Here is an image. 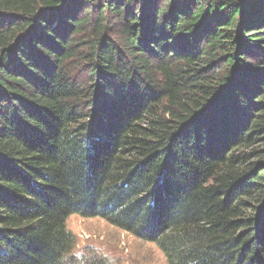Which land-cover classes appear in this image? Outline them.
<instances>
[{"label": "trees", "instance_id": "1", "mask_svg": "<svg viewBox=\"0 0 264 264\" xmlns=\"http://www.w3.org/2000/svg\"><path fill=\"white\" fill-rule=\"evenodd\" d=\"M75 215L264 264V0H0V264H109Z\"/></svg>", "mask_w": 264, "mask_h": 264}, {"label": "rangeland", "instance_id": "2", "mask_svg": "<svg viewBox=\"0 0 264 264\" xmlns=\"http://www.w3.org/2000/svg\"><path fill=\"white\" fill-rule=\"evenodd\" d=\"M68 229L77 238L74 255L83 261L95 254L109 264H168L156 245L111 227L101 218L75 215L68 221Z\"/></svg>", "mask_w": 264, "mask_h": 264}]
</instances>
